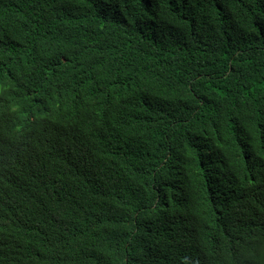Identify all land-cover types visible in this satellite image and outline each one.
<instances>
[{
  "label": "trees",
  "instance_id": "trees-1",
  "mask_svg": "<svg viewBox=\"0 0 264 264\" xmlns=\"http://www.w3.org/2000/svg\"><path fill=\"white\" fill-rule=\"evenodd\" d=\"M0 264H264V0H0Z\"/></svg>",
  "mask_w": 264,
  "mask_h": 264
}]
</instances>
